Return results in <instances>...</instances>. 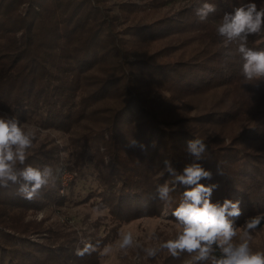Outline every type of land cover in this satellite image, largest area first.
Here are the masks:
<instances>
[{"label":"trees","instance_id":"1","mask_svg":"<svg viewBox=\"0 0 264 264\" xmlns=\"http://www.w3.org/2000/svg\"><path fill=\"white\" fill-rule=\"evenodd\" d=\"M177 2H183L177 10L157 16ZM202 2L0 0L1 115L69 128L90 121L94 105L106 101L81 161L92 168L84 170L86 178L93 175L88 194L113 217L163 210L176 220L171 213L190 186L173 182L165 160L177 173L193 162L211 170L213 178L200 183L218 184L214 203L240 201L237 228L264 213V82L244 84L238 45L225 46L216 31L226 12L248 2L264 7V0H209L216 12L199 22L194 9ZM248 46L264 50V33L250 36ZM132 138L144 148L130 147ZM196 138L207 145L199 160L187 151ZM46 160L27 157L26 164L43 167ZM57 164L48 166L57 172ZM165 182L174 189L170 203L154 198ZM56 184L33 201L17 186L0 188V264H50L68 253L57 252L45 230L25 219L32 202ZM72 254L74 264L87 262ZM169 258L191 260L187 253Z\"/></svg>","mask_w":264,"mask_h":264},{"label":"clouds","instance_id":"2","mask_svg":"<svg viewBox=\"0 0 264 264\" xmlns=\"http://www.w3.org/2000/svg\"><path fill=\"white\" fill-rule=\"evenodd\" d=\"M215 12L216 5L209 0H203L194 9L199 22H207ZM216 31L225 46L238 45L236 51L243 60L241 74L244 84L259 87L264 82V50L249 47L248 38L264 33V7L258 8L255 2H248L233 12H226L216 25ZM34 138V131L26 129L17 118L0 115V188L17 186V194L28 201L39 197L43 188L55 187L57 179L51 166L26 164ZM129 146L144 148L135 138L129 139ZM206 149L207 145L200 138L187 143V151L197 160ZM164 164L175 184L190 186L183 191L179 206L171 213L179 225L175 236L158 246L142 247L131 231L122 230L119 248L142 247L146 258H155L163 250L174 258L187 253L191 257L189 264H264V251H253L250 246L252 234L264 222V213L247 217L243 230L238 232L235 221L242 215L240 201L225 198L222 203H214L211 196L218 184L200 183L202 179L213 178L211 170L193 162L186 165L182 173H177L170 160H165ZM173 190L165 182L157 187L154 198L170 203ZM82 243L83 247L75 249L76 256L83 257L97 251V244ZM217 249L219 256L214 254ZM110 252L111 247L106 246L99 254L104 256Z\"/></svg>","mask_w":264,"mask_h":264},{"label":"rangeland","instance_id":"3","mask_svg":"<svg viewBox=\"0 0 264 264\" xmlns=\"http://www.w3.org/2000/svg\"><path fill=\"white\" fill-rule=\"evenodd\" d=\"M117 1L121 0H108L109 4ZM182 4L183 2H177L171 8L162 10L157 16L175 11ZM141 8L143 9V6ZM138 16H143V11ZM155 16L150 15L148 18ZM106 104V101L95 104L90 121L83 119V123L75 127L71 125H68L69 128L67 125L48 127L36 117L22 123L26 129L30 128L35 133L33 145L28 151V159L33 161L38 156L45 157L47 160L44 164L47 165H50L52 160L58 161L56 167L58 171L54 172L57 176V189L50 188L49 196L44 200L32 202L31 208L27 209L26 221L43 228L49 240H54V248H57V252L60 249H67V254L63 257L59 254L55 259H50V264L76 263L77 258H70V255L77 247H83L82 241H90L98 245L96 252L85 255L86 259L80 257L83 261H87L85 264H189L191 261L189 258L182 262L172 259V262L167 250L159 252L155 258H146L142 250V247L158 246L161 242L175 236L179 225L176 220L169 217L167 211L161 210L160 213L139 215L131 219L121 216L117 218L113 217L107 208H101L98 203H95L92 194H88L90 191L88 186L93 182V179L91 181L93 175L90 173L91 177H85L84 170L88 164L81 159H84L86 148L90 146L87 140L92 135L91 132L94 128L97 130L101 126L105 115L102 110ZM241 125L247 126V123L246 125L238 124L233 130L242 131ZM87 170L92 172L90 167ZM243 224L237 228L238 232L243 230ZM122 230L131 231L136 242L142 247L134 246L121 250L118 240ZM33 236L37 238L32 234ZM106 246L111 247V252L101 256L99 253ZM250 246L253 251H264V225L252 234ZM10 256L15 262L17 258L15 256L18 255ZM31 257L27 260L31 261Z\"/></svg>","mask_w":264,"mask_h":264}]
</instances>
